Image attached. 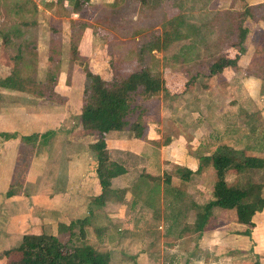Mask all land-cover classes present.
I'll use <instances>...</instances> for the list:
<instances>
[{
	"label": "rangeland",
	"instance_id": "rangeland-1",
	"mask_svg": "<svg viewBox=\"0 0 264 264\" xmlns=\"http://www.w3.org/2000/svg\"><path fill=\"white\" fill-rule=\"evenodd\" d=\"M19 1L24 0H0V27L10 28L18 21L22 22L28 18H19L14 15L16 4ZM31 1L35 4L34 7L37 14L36 18L33 19V21L37 22V27L33 29V34L35 33L36 36L45 34L48 47L51 33L55 32L59 33L58 36L62 35L57 37L62 43L59 71L63 76L60 80V88L69 94L70 119L68 127L72 128L77 123L79 124L77 118L79 113L78 95L81 94L82 97L85 71L89 68L104 79H110L115 71L120 72L121 69H132L136 65L134 60L137 46L142 41L147 40L156 30L162 34L163 29L168 27L166 25L172 22V25L177 28V31L183 37L173 41L166 49L154 50L151 55L152 59L147 64L152 73L163 78L165 87L168 79L169 82L172 80L169 83L170 85L173 81L180 83L179 77L185 81L193 78V81L188 85V89L185 90L184 88L181 93H178L177 88L171 87L170 91L166 87L167 90L161 91L157 96L144 103L143 107L146 112L144 113L143 121L144 124L146 123L149 126L148 131L150 130L149 134L144 137L148 144L146 153L148 159L146 158L147 160L144 161V166L146 167L144 172L153 174V176H160L159 184L163 189L160 156H163L164 160L165 154L164 152L161 154V147H169L177 153L187 150V153L197 152L198 155L200 153L212 155L219 153L221 148L227 145L222 144V141L225 139L227 142V136L230 134V137H228L232 140L230 146L234 147L237 152L247 147L249 149L247 154L250 156L264 155L263 153L257 154L260 152L256 149L260 147L259 142L262 141V138L264 140V134L262 135L264 131V90L262 87H254L250 82L246 83L245 86L237 84L235 80L238 78L233 77L231 73H227L224 76L210 73L213 63L219 61L220 57L233 54H231V49L227 48L230 42H234V38L230 39L231 28L229 29L225 19L217 14L228 10L240 11L237 7L240 6L241 8L242 0H90V4L81 14L71 13L67 15L64 12L62 16L55 14L56 7L50 10L45 5L52 1L55 2V0ZM68 10L70 11V9ZM72 21L79 24L85 23L90 28L85 30L86 34L80 42L81 59L79 63L72 67L68 84L65 81L64 74L67 73L69 66L68 34L71 30ZM77 34L79 32L75 31L76 36ZM252 42L253 40L250 37L248 39L247 37L245 38L244 44L248 48L246 51L252 50L250 47ZM37 45L38 42L36 40V53ZM8 50V54L11 56L16 52L15 47L9 46ZM26 60L30 61L31 58L27 55ZM6 61L7 70H12L11 66L13 65L9 55L6 56ZM38 61L37 55L35 64L33 63L32 66L27 67L22 65L25 63L23 60L18 64V68L24 76L34 77L35 75H32L33 69L36 68V77H42V73L38 72ZM248 61L251 63V58L247 57L245 59L246 64ZM197 70L200 71L198 74H196ZM238 75L242 77V73L238 72ZM185 85L186 82L181 86L184 87ZM28 90V93H30L31 88ZM79 90L81 91L79 92ZM56 92L61 94L59 88H56ZM228 101L231 107H226ZM239 102L243 103L244 109L247 110L242 109L247 115L244 118H242L240 105H237ZM222 110L225 113H222ZM238 118L242 120L238 121ZM243 119H245L244 121L248 126L257 127L255 129L243 127ZM227 125L229 129L222 140L221 131ZM64 128L66 129V127ZM87 134L91 137L96 136V139L93 138L94 141L99 139L96 133ZM253 136L255 138L254 143L252 141ZM218 142L220 145L211 149V144ZM208 150L211 151L208 153ZM19 152L15 179L17 186L14 196L21 191L27 168L31 165L30 155H32L33 150L29 144H25ZM53 165L55 164L53 163ZM169 165L165 164V170H170V173L167 174H170L173 178L172 186L182 189L187 194V199L184 200L185 206H182L183 211L188 205H191L192 195L196 196L195 199L199 202V207L208 202L211 198L212 186L215 180L212 167H205L199 174L194 173L188 182H183L177 173V169H190L176 166L175 164L171 165V162ZM188 166L191 167L193 165L191 163ZM164 173L166 172L164 171ZM226 178L231 185L244 184L247 181L264 184V170H250L242 175L229 173ZM58 186L55 185L54 187L57 189L59 188ZM162 200L160 194L158 201L161 205L158 208V217L154 218L153 215V210L157 209V205H155V208L153 206L148 209L147 206L144 207L140 202H137L133 217L131 216V219H129L130 221L126 223L124 220H120L117 227H113L109 237L112 241L115 240L114 243L120 245V239L125 238L123 239L121 252L124 251L123 253L126 255H130L133 252H142L146 250V242L152 240L151 256L154 257V264H161L159 261L158 240L164 237V230H166L165 224L162 223L164 211ZM225 214H215L217 218L214 219V222L217 223V220L218 224L226 222L219 219L220 217L229 219V215L226 217ZM118 216L122 219L125 218L121 215ZM187 217L188 215L183 216L181 219L182 224L188 222L189 218ZM190 222H192V219H190ZM32 231L33 225L27 229L25 234H32ZM91 231L87 233L85 239H79V232H73L71 238L67 234L64 236L57 235L55 229H49L48 236L55 238L61 243H66L70 240L75 246H84L90 245L89 242L94 241V236L90 234ZM233 232L237 233V231ZM187 236L185 237L187 238ZM241 236L247 238L248 235L242 234ZM249 236L251 237V234ZM183 240L186 242L188 239ZM250 241L253 243L251 238ZM135 246H137L136 249H134ZM114 252L116 253L117 250L112 251V254ZM180 252L182 251L180 250ZM180 252L179 254H181ZM247 252L249 257L246 255L244 264L259 262L261 257L257 253L256 256L253 253H249L254 252L253 248ZM181 256L183 257L178 264L185 263V254ZM130 259L136 264L135 259ZM157 259L158 262L156 261ZM242 260L243 258L238 259V262L240 263ZM120 261H116L112 257L111 264H118ZM262 261L264 263V256H262Z\"/></svg>",
	"mask_w": 264,
	"mask_h": 264
},
{
	"label": "crops",
	"instance_id": "crops-1",
	"mask_svg": "<svg viewBox=\"0 0 264 264\" xmlns=\"http://www.w3.org/2000/svg\"><path fill=\"white\" fill-rule=\"evenodd\" d=\"M263 2L264 0H242L241 8L246 5L256 6ZM241 8L240 6L237 7L238 10H241ZM243 27L248 30L247 39L250 37L253 40L250 45L252 50L240 55L237 64L241 68H247L250 65V61L246 64L245 59L247 57L252 58L261 37L264 36V22L256 24L250 19H246ZM46 41L45 34H38L37 55L39 58L38 72L40 73H43L47 67L48 44ZM1 44L2 39L0 37V80H3L9 75L10 71L6 68L8 67L6 56L9 54L2 51ZM80 47L81 43L79 50ZM230 51L233 54L228 57L233 58L237 50L231 49ZM199 72L197 70L196 74ZM227 73H231L236 79L238 78L235 80L237 84L245 86L246 83L250 82L254 87H262L261 79L254 76L246 77L245 75L241 77L233 68H226L219 75L224 76ZM62 76V73H60L57 88H59L61 95L66 98L64 102H53L45 98L36 97L28 92L11 90L0 86V264H11L10 261L18 258V253L13 252V250L20 245L22 237L27 235L25 233L31 225H33V231L32 234L28 235L48 236L49 229H55L56 234L60 235L57 233L58 225H69L71 222L76 223L73 232H79V239H85L87 233L92 230L90 234L94 236V241H90L92 243L89 242L90 246L98 251L110 252L111 259L113 257L116 261L121 260L118 264H134L130 261V257L135 258L136 264H154V257L151 256L152 240L146 242L145 249L148 251L143 250L142 252H133L130 255H126L123 253L124 251L121 252L123 239L125 238L120 239L119 245L114 243L115 240L112 241L109 237V233L112 232L113 227H117L120 220L128 223L131 216L133 217L137 203H134L135 196L132 193L128 192L120 202L109 199L101 206L94 205L90 201L92 197H96L101 193V187L95 172L96 158L89 148V145L96 141L93 139H96V136L91 137L88 135L79 127L78 123L72 128L68 127L70 101L69 94L60 88ZM64 76L66 78V73ZM170 82L169 79L166 80V87L171 91V87L174 86L170 85ZM179 82L185 83L187 81L179 77ZM182 90L183 87L182 89L179 87L178 93H181ZM78 97L79 113L77 118L81 108V94ZM237 105L241 107L242 118L246 117L244 110H247L244 109V104L239 102ZM228 106L231 107L229 101L226 104V107ZM218 110L221 111L220 109ZM222 113H225L224 110H222ZM222 113L220 114L222 115ZM239 120L242 119L238 118ZM244 120L242 121L243 127L249 128L250 126ZM145 125L146 129L141 138L136 139L134 133L129 131H114L103 136L110 160L117 162L126 169L125 174L111 181V189L122 190L130 188L138 182L142 173L149 174L146 171L144 172V168H146L144 161L148 159L146 155L148 144L144 137L150 132V130L148 131L149 126L146 123ZM227 127L228 125L221 131L222 140L229 129ZM31 135H36L37 138H33V145L29 144L33 150L32 155H30L31 165L27 168L21 191L15 196L7 197L9 186L12 183L17 185V181H15L17 158L19 157L20 149L26 144L22 141V138ZM230 135L227 136V142L225 139L221 140L222 144H227L225 146L230 148H227V151L220 150V153L228 154L233 159L250 156L247 154L249 153L247 152L249 151L247 147L237 152L234 147L230 146L232 141L231 138H228ZM252 141L253 143L255 142L254 136ZM218 145H220L219 142L211 144V149ZM259 146L256 149L260 153L257 154H264V144L259 142ZM161 148V154L163 152L165 154L164 160L163 156H160L161 175L164 174V171L170 173L169 169L168 171L165 170V164L170 166V162L171 165L188 167L192 172H196L199 167L198 156L207 155L201 153L198 155L197 152L187 153V150L177 153L169 147ZM210 151L208 150V153ZM256 156L264 157V155ZM187 163H192L193 166L190 167ZM262 170L264 169L257 171ZM149 175L153 176V174ZM55 185H59L60 189H56ZM195 198L196 196L192 195L191 208L187 217L189 218L187 220L188 224L193 223L200 206ZM210 200L211 198L208 202ZM214 212V214H211V218L216 217L215 214L222 215L226 213L225 215L226 217L229 215V219L220 217V221L226 222L219 224L218 220L216 224L213 220H210V223L211 221L213 223L212 225L209 224L206 230L194 235H188L187 238L165 237L163 235L164 237L158 240L160 263L178 264L183 257L181 255L185 254L184 264H244L246 255L249 257L247 251L253 248L254 252L249 253H253L255 256L257 253L261 257L259 262L255 261L254 263L264 264L262 261V256H264V209L253 216V227L237 223L231 212H218V210ZM118 215L125 218H119L120 216ZM190 219H192V222H190ZM84 220L88 221L82 223ZM246 230L250 231L251 237L241 236ZM233 231H237L238 234ZM183 239L188 240L185 242ZM136 248L137 246L134 249ZM114 250H117V252L112 254ZM241 258L243 260L239 263L238 259ZM156 261L158 262V259Z\"/></svg>",
	"mask_w": 264,
	"mask_h": 264
},
{
	"label": "trees",
	"instance_id": "trees-1",
	"mask_svg": "<svg viewBox=\"0 0 264 264\" xmlns=\"http://www.w3.org/2000/svg\"><path fill=\"white\" fill-rule=\"evenodd\" d=\"M89 4L90 0H55V2L52 1L45 5L50 10L56 7L55 14L62 16L64 12L67 15L71 13L81 14ZM34 6L35 4L31 0L17 2L14 15L19 18L28 17L29 19H24L22 22L18 21L10 28L0 27L2 51L9 53V46L16 48L14 55L9 54V59L13 65L11 66L12 70H10L8 76L1 80L0 86L22 92H29L28 89L31 88L30 93L36 97L53 102H64L66 98L56 92L60 75V51L62 47V43L57 37L62 35L58 36L59 33L55 32L50 34V44L46 58L47 67L42 73V77H36V68L33 69L32 74L35 77L24 76L18 68V64L23 60L25 63L22 65L28 67L32 66L33 63L35 64L37 59V36L35 33L33 34V29L37 27V22L33 21L37 16ZM217 15L222 16L229 26L228 28H231L230 39L234 38V42H230L227 48L236 49L238 53L233 58H229L227 55L220 57L219 61L213 63L210 73L219 75L224 69L233 68L237 73H242V76H254L261 79L262 89L264 90V36L261 37L258 43L250 65L247 68H241L237 64L240 55L246 52L244 41L248 30L243 25L246 19H250L256 24L264 22V2L256 6L246 5L240 11L228 10ZM166 26L168 27L163 29L162 34L156 30L147 40L142 41L137 46L134 60L136 65L132 69L115 71L110 79H104L89 68L85 71L78 122L86 133H96L99 136V139L91 143L89 148L96 158L95 172L101 187V193L96 197H92L90 201L92 204L100 206L104 205L109 199L120 202L130 192L135 196V204L140 202L148 209L153 206L155 208V205H157V209L153 210L154 218H156L159 216L158 208L161 204L158 197L161 194L164 209L162 219L166 228L164 231L165 237L183 238L186 235L203 232L216 219V217L211 218V214H214V211L218 209H220L218 212H231L237 223L253 227V216L264 209V184L247 181L244 184L231 185L227 182L226 176L229 173L242 175L250 170L264 169V157L244 156L241 159H233L230 155L219 152L212 155L198 156L199 167L196 172L177 169V173L183 182H188L194 173L199 174L205 167L210 166L214 171L215 180L212 186L211 200L198 207L192 225L186 222L181 223V219L189 214L191 207L188 205L183 211L182 206H185L184 200L187 199V194L182 189L172 186V176L167 173L162 175L163 189L159 184L160 177L146 173H142L138 182L130 188L111 189V181L125 174L126 169L117 162L110 160L103 136L114 131L133 132L136 138L143 136L146 129L143 122L146 109L143 105L166 89L163 78L152 73L147 63L152 59L151 55L154 50L166 49L173 41L183 37L177 31V28L172 25V22H169ZM88 28L90 26L85 23L79 24L75 21L71 23V30L68 34L69 66L66 73L68 84L72 67L80 62L79 45L86 34L85 30ZM75 31L79 32L77 36ZM27 55L31 58L30 61L26 60ZM192 79L186 82L183 89H188V85L193 81ZM182 84L183 82L173 81L171 85L174 86L173 88L178 89L180 87L182 89ZM250 127L255 129L257 126L251 125ZM33 138H37V136L23 137L22 141L33 145ZM263 141L262 138V144H264ZM227 148L230 147L224 145L221 150ZM16 186L14 183L9 186L7 197H12L15 194ZM210 220H213V222L210 223ZM87 221L84 220L82 223ZM75 225V222H71L69 225L59 224L57 233L60 235L67 234L71 238ZM243 233L250 235L249 230ZM13 251L20 254L11 264H111L110 252H100L90 245L75 246L70 240L61 243L55 238L45 235H24L20 245ZM130 258L135 259L134 257Z\"/></svg>",
	"mask_w": 264,
	"mask_h": 264
}]
</instances>
